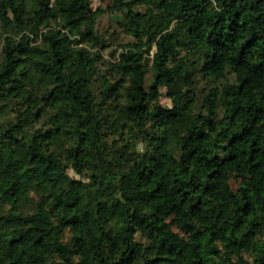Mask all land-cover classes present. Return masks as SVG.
<instances>
[{
    "label": "trees",
    "instance_id": "16d2710c",
    "mask_svg": "<svg viewBox=\"0 0 264 264\" xmlns=\"http://www.w3.org/2000/svg\"><path fill=\"white\" fill-rule=\"evenodd\" d=\"M103 1L0 0V264H264V0Z\"/></svg>",
    "mask_w": 264,
    "mask_h": 264
},
{
    "label": "rangeland",
    "instance_id": "374dc122",
    "mask_svg": "<svg viewBox=\"0 0 264 264\" xmlns=\"http://www.w3.org/2000/svg\"><path fill=\"white\" fill-rule=\"evenodd\" d=\"M92 8L97 10L99 8L106 9L108 5V1L103 0H91ZM118 25L116 23V19L111 14H106L103 18H101L98 22L97 30L98 32L105 38L110 39L112 42V47L108 51H104L102 56L105 60H113L115 56H118L119 53L123 50L120 45H124L128 42H131L130 37H127L124 33L120 32L117 28ZM97 51V50H93ZM112 55V56H111ZM161 102L164 105H170V101L167 98H161ZM41 144L44 145V142L41 141Z\"/></svg>",
    "mask_w": 264,
    "mask_h": 264
}]
</instances>
